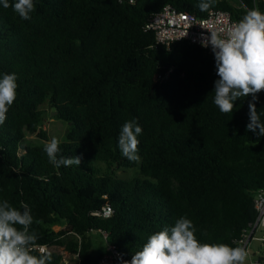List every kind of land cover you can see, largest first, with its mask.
I'll return each mask as SVG.
<instances>
[{
	"label": "trees",
	"instance_id": "1",
	"mask_svg": "<svg viewBox=\"0 0 264 264\" xmlns=\"http://www.w3.org/2000/svg\"><path fill=\"white\" fill-rule=\"evenodd\" d=\"M199 2L34 0L30 20L0 4V76L18 77L0 125V201L31 208L37 244L62 250L51 252V264L100 259L90 253L92 231L130 264L150 235L182 216L201 243L241 248L264 189V136L246 130L252 98L222 114L213 102L214 58L187 41L159 46L147 29L166 6L199 18L222 10L235 20L255 7L214 0L200 11ZM46 104L68 124L58 157L79 156L80 166L56 168L44 145L28 143L29 135L49 141L41 129ZM255 107L264 121V92ZM131 120L142 128L136 161L118 147ZM121 170L135 174L120 177ZM106 205L112 215L95 216Z\"/></svg>",
	"mask_w": 264,
	"mask_h": 264
},
{
	"label": "clouds",
	"instance_id": "2",
	"mask_svg": "<svg viewBox=\"0 0 264 264\" xmlns=\"http://www.w3.org/2000/svg\"><path fill=\"white\" fill-rule=\"evenodd\" d=\"M213 2L200 0L197 7L208 11ZM0 4L5 9L11 7L22 20H30L35 11L34 0H14L12 4L0 0ZM208 33L202 37L201 46H210L215 59L218 77L214 82L215 106L222 114H228L233 112L237 100L251 97L246 130L264 136V121L255 107L258 94L264 92V13L254 7L227 29ZM17 79L15 73L0 76V125L17 98ZM141 133L136 120L126 121L121 127L118 147L131 161L139 159ZM43 151L56 168L81 164L79 156L58 157L59 141L55 137L44 142ZM31 212L27 204L22 203L18 209L7 200L0 201V264H51V253L37 244L38 236L30 230L34 223ZM195 232L192 221L182 216L172 226L150 235L141 250L132 255L130 264H244L247 253L243 248L201 243ZM37 250L39 255H34Z\"/></svg>",
	"mask_w": 264,
	"mask_h": 264
},
{
	"label": "built area",
	"instance_id": "3",
	"mask_svg": "<svg viewBox=\"0 0 264 264\" xmlns=\"http://www.w3.org/2000/svg\"><path fill=\"white\" fill-rule=\"evenodd\" d=\"M255 7L258 8V3L263 4L264 0H254ZM259 9V8H258ZM264 13V10H260ZM239 22L233 19L232 15L222 10H212L205 18H199L188 13L177 12L170 6H166L160 12L154 14L148 24L147 29L153 31L156 36V44L159 46L170 47L171 45L187 41L191 44L201 46L202 37L208 36L210 31L227 29L232 24ZM213 58L211 47L204 48ZM215 60V59H214ZM167 76H160L159 80L166 79ZM256 218L249 225V228L243 232L240 240L241 248L249 255V246L253 240H257L264 244V189L257 192L255 197ZM112 209L109 205L102 208L100 212L95 213V216L110 217ZM263 233L262 237H257V233ZM106 239V235L103 236ZM108 246V245H107ZM48 252H53L48 248ZM246 255V256H247ZM125 258L112 246H108L107 252L96 262L89 264H124ZM61 264H68L67 262ZM254 264H264V257H261Z\"/></svg>",
	"mask_w": 264,
	"mask_h": 264
},
{
	"label": "rangeland",
	"instance_id": "4",
	"mask_svg": "<svg viewBox=\"0 0 264 264\" xmlns=\"http://www.w3.org/2000/svg\"><path fill=\"white\" fill-rule=\"evenodd\" d=\"M44 121L42 123L41 129L47 134L49 141L52 138H56L59 141V144L66 141V130L68 128V124L59 120L56 117V114H53V109L49 107V105L44 106ZM27 141L31 145H44V141L38 137L37 135H29L27 136ZM135 174V171L133 170H127V171H119L118 176L120 177H129L133 176ZM56 231H60L61 227H55ZM89 236L91 237L93 248L91 253L92 258H95L97 255H99L101 252H104L107 250L108 246L104 240V238L101 236V233L97 231H92L89 233ZM257 237H262L263 233L259 232L256 235ZM53 251L57 253H61L62 250L55 247L52 249ZM249 255L246 256L244 264H254L257 262L261 257H264V244L253 240L249 246ZM72 261V260H70ZM74 264V262H72Z\"/></svg>",
	"mask_w": 264,
	"mask_h": 264
},
{
	"label": "crops",
	"instance_id": "5",
	"mask_svg": "<svg viewBox=\"0 0 264 264\" xmlns=\"http://www.w3.org/2000/svg\"><path fill=\"white\" fill-rule=\"evenodd\" d=\"M107 252V250H105L104 252H101L99 255H97L95 258H98L99 256L105 254Z\"/></svg>",
	"mask_w": 264,
	"mask_h": 264
},
{
	"label": "water",
	"instance_id": "6",
	"mask_svg": "<svg viewBox=\"0 0 264 264\" xmlns=\"http://www.w3.org/2000/svg\"><path fill=\"white\" fill-rule=\"evenodd\" d=\"M53 111H54V112H53V114H57V112H56V109H55V108H53Z\"/></svg>",
	"mask_w": 264,
	"mask_h": 264
}]
</instances>
